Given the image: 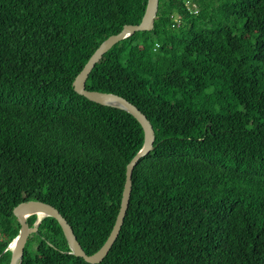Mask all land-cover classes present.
<instances>
[{
    "label": "trees",
    "instance_id": "trees-1",
    "mask_svg": "<svg viewBox=\"0 0 264 264\" xmlns=\"http://www.w3.org/2000/svg\"><path fill=\"white\" fill-rule=\"evenodd\" d=\"M191 1L198 14L159 0L154 28L113 45L86 81L136 104L155 130L109 252L98 263L73 254L47 215L21 264H264V0ZM146 5L0 0V264L25 200L58 208L88 254L109 236L144 130L73 82Z\"/></svg>",
    "mask_w": 264,
    "mask_h": 264
},
{
    "label": "water",
    "instance_id": "water-1",
    "mask_svg": "<svg viewBox=\"0 0 264 264\" xmlns=\"http://www.w3.org/2000/svg\"><path fill=\"white\" fill-rule=\"evenodd\" d=\"M158 4L159 0H147L146 11L141 22L138 24H127L119 33L113 34L105 39L90 56L73 82L75 91L87 97L88 99L97 103L123 108L133 114L140 122L144 130L143 146L132 157L126 167V179L122 192L120 209L116 216L114 225L109 233V236L97 251L92 254H88L78 240L73 226L68 222L66 217L62 215L58 208L50 203L41 200H25L17 204L13 209L14 215L17 217V220L20 223V231L18 236L14 238L9 245L10 249V246L13 244V248L10 249L11 259L9 264L22 263V257L24 255V249L28 236L31 233L37 231L38 224L41 218L47 215L53 216L59 222L68 241L70 249L72 250V253L77 256L83 257L89 263H98L102 261L117 239L130 203L134 168L137 165L138 161L153 149L155 141V130L147 115L142 112L136 104L116 93L90 90L86 87V81L93 67L98 61H100L103 54L107 52L113 45H115L122 39H125L129 35H132L136 31H148L154 28ZM32 214H37L38 216L34 226H30L27 221V218ZM40 214H42V217L40 216Z\"/></svg>",
    "mask_w": 264,
    "mask_h": 264
},
{
    "label": "rangeland",
    "instance_id": "rangeland-1",
    "mask_svg": "<svg viewBox=\"0 0 264 264\" xmlns=\"http://www.w3.org/2000/svg\"><path fill=\"white\" fill-rule=\"evenodd\" d=\"M187 2L191 5V9H188V11L190 12V13H196V14H198L199 13V8L197 7V6H195L194 5V1H191V0H187ZM145 11H146V9H145ZM144 16V15H143ZM173 18H174V22H177V24L178 23H181V21H180V15L179 14H177V13H175L174 15H173ZM155 26V25H154ZM93 54V53H92ZM91 54V55H92Z\"/></svg>",
    "mask_w": 264,
    "mask_h": 264
},
{
    "label": "clouds",
    "instance_id": "clouds-1",
    "mask_svg": "<svg viewBox=\"0 0 264 264\" xmlns=\"http://www.w3.org/2000/svg\"><path fill=\"white\" fill-rule=\"evenodd\" d=\"M194 5L198 7L197 4L194 3ZM187 6H188V9H191V5H190L188 2H187ZM198 8H199V7H198ZM129 36H130V35H129Z\"/></svg>",
    "mask_w": 264,
    "mask_h": 264
},
{
    "label": "bare ground",
    "instance_id": "bare-ground-1",
    "mask_svg": "<svg viewBox=\"0 0 264 264\" xmlns=\"http://www.w3.org/2000/svg\"><path fill=\"white\" fill-rule=\"evenodd\" d=\"M40 216L42 217V214H40ZM13 248V244L10 246V249H12Z\"/></svg>",
    "mask_w": 264,
    "mask_h": 264
}]
</instances>
